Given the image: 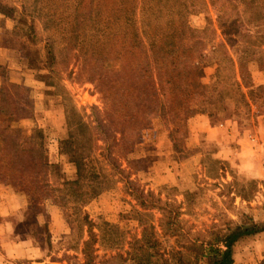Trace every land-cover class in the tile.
Here are the masks:
<instances>
[{
  "label": "trees",
  "instance_id": "16d2710c",
  "mask_svg": "<svg viewBox=\"0 0 264 264\" xmlns=\"http://www.w3.org/2000/svg\"><path fill=\"white\" fill-rule=\"evenodd\" d=\"M68 3L67 19L58 16V11L45 14L53 18L51 28L67 36L66 47L59 53L55 40L46 43L47 64L52 69L56 65L65 69L74 54V58L83 57L89 81L102 82L112 73L113 85L104 92L106 117L93 122L75 107H69L67 136L59 141L60 153L69 162L56 166L49 160L43 129H33L28 145L19 134L12 133L23 115L32 117L31 112L27 113L31 105L27 95L3 79L0 183H9L38 217L42 213L39 206L49 199H58L63 211L71 209L78 214L113 185L122 183L142 209L136 211L141 232L129 241L126 258L118 254L109 258L110 262L234 264L235 246L264 233V221H256L251 214L254 210L251 203L260 187H264L263 182L239 179L233 169L223 166L220 170L227 176L230 174L232 180L224 185L220 196L231 211L238 199L246 203L239 213L242 218L240 221L228 218L222 226L214 223L206 237L194 236L182 226L179 206L146 193L124 169L120 157L136 151L132 133L146 128L153 117L169 125L180 121L184 128L188 121L203 115L211 119L257 116L252 96L260 87L253 85L248 65L257 62L264 70V0H224L216 22L209 19V26L203 30L188 24L192 13L186 0H144L143 3L134 0L132 7L125 6L122 10L117 7L108 14L105 13L108 4L103 6L99 0ZM14 11L0 9L8 17L14 16ZM44 29H50L46 22ZM120 36L122 41L117 39ZM208 66L215 68V74L212 83L206 85L203 69ZM191 89L206 93L207 99L199 110L193 109L189 102ZM231 107L234 114L230 113ZM191 194L196 192H186L187 197ZM154 210L160 212L158 226L163 237L174 239L179 246H171L165 256L160 251L162 242L152 220ZM46 216L43 224L48 232L49 215ZM84 220L88 234L82 252L84 264H106L96 261L98 236L87 215Z\"/></svg>",
  "mask_w": 264,
  "mask_h": 264
},
{
  "label": "rangeland",
  "instance_id": "374dc122",
  "mask_svg": "<svg viewBox=\"0 0 264 264\" xmlns=\"http://www.w3.org/2000/svg\"><path fill=\"white\" fill-rule=\"evenodd\" d=\"M68 1L39 0L36 3V0H0V9L15 10L14 16L11 17L0 12V85L6 78L9 86L27 95L31 105L27 113L31 112L32 115V117L23 115L17 128L11 131L19 134L22 142L28 145L31 143L33 129H43L47 137L49 160L56 166L69 162L68 157L60 153L59 143L67 136V109L75 107L80 114L90 117L93 122L99 118L104 119L106 117L104 92L115 80L111 73L109 79L102 82L89 81L81 55L80 59H77L73 54L65 69L60 65L53 69L48 66L46 43L55 40L59 53L66 47L67 36L62 31L51 28L53 18L45 14L53 15L54 11H58V16L62 15V18L67 19ZM99 2L103 6L108 4L106 14L117 7L122 10L125 6L130 8L134 5V0H127L126 4L124 0ZM186 2L192 13L188 18V24L194 29L203 30L209 26V19L216 22L224 0ZM44 22L50 26L48 31L44 29ZM62 27H65L64 24ZM117 39L123 40L122 36ZM248 71L253 85L260 87L252 96L253 111L257 114L255 118L225 116L211 119L203 115L191 119L182 128L180 121L175 125H169L162 119L153 117L146 128L132 133L131 138L136 151L125 158L119 156L124 169L133 176V180H137L146 193H153L162 201L179 206L177 211L183 221L182 226L191 235L206 237L213 230L214 223L222 226L228 218L240 221L242 217L239 213L246 207V203H241L238 199L235 203L236 208L232 211L228 209L229 205L225 204L220 193L232 177L229 172L227 176L220 169L227 166L229 170L233 169L234 173L239 175V179L252 178L220 157V146L208 141L205 133L198 129H203L207 121L218 125L227 121H237L243 129L256 133L259 118L260 121L264 120V70L257 62H251ZM214 74V67H205L204 84H211ZM206 99V93L202 90L189 91V102L195 110L201 109ZM232 109L233 107L230 108V113L234 114ZM216 160L221 161V164L216 163ZM3 184L11 187L7 182ZM260 188L251 203L254 209L251 214L256 221L263 222L264 187ZM12 190L14 191L13 188ZM188 191L196 192V195L191 194L187 197ZM53 205L57 206L60 212L62 225L60 229H64L61 236H54L50 229L47 232L43 224L49 207ZM39 207L42 209L39 215L42 222L28 225L20 236L15 235L13 238L20 244L28 243L27 239L31 238L36 245L49 248L54 253L52 261L57 264H84L83 245L84 241L88 240L85 215L88 216L98 236L99 242L95 246L97 262L116 264L117 260L110 262L108 259L118 254H121L123 259L126 258L130 249L129 241L135 236L139 237L141 232L136 211L142 209L127 194L122 183L113 185L78 214L73 213L71 209L63 211L58 199H49ZM151 212L162 242L160 251L165 256L171 246L176 248L179 246L174 243V239H168L161 234L158 226L160 212L157 210ZM234 259V264H264V233L238 243L235 246ZM123 261L121 260L122 263Z\"/></svg>",
  "mask_w": 264,
  "mask_h": 264
},
{
  "label": "crops",
  "instance_id": "0c3cea01",
  "mask_svg": "<svg viewBox=\"0 0 264 264\" xmlns=\"http://www.w3.org/2000/svg\"><path fill=\"white\" fill-rule=\"evenodd\" d=\"M198 130L205 133L208 141L220 146V157L234 164L246 176L264 182V120L259 118L256 133L243 129L237 121H227L222 125L207 121L203 129ZM58 210L53 205L47 212L49 229L54 236H61L64 230L60 229ZM38 222L42 221L33 208L25 205V201L8 184L0 183V264H57L52 261L54 253L49 248L36 245L31 238L26 244L15 242L13 238L20 236L28 225Z\"/></svg>",
  "mask_w": 264,
  "mask_h": 264
}]
</instances>
